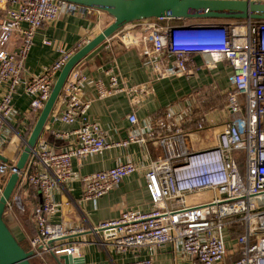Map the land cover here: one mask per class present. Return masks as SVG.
<instances>
[{
	"label": "built area",
	"instance_id": "built-area-1",
	"mask_svg": "<svg viewBox=\"0 0 264 264\" xmlns=\"http://www.w3.org/2000/svg\"><path fill=\"white\" fill-rule=\"evenodd\" d=\"M81 6L66 0H0V147L7 145L4 133L17 114L14 97L22 90L31 98V111L41 112L69 58L64 55L41 74L25 77V61L35 36L63 12H73ZM167 19L171 18H154L149 24L152 46L148 59L155 77L163 79L198 70L190 65L193 54L206 56V67L228 62L233 74L225 91L224 113L229 119L212 135L194 142L189 133L175 128L186 119L185 113H192V108L188 106L183 115L169 108L161 123L166 134L160 136V152L151 159L145 174L150 209L124 210L91 231L103 233L100 244L116 254H135L120 264H154L151 255L138 256L137 252L145 246L168 242H178L186 255L202 264H215L227 255L228 225L240 224L243 232L236 240L240 255L230 264H264V19L212 21L204 25L214 27L201 29H184L190 24L200 25L196 22L159 24ZM15 39L20 40V45L9 49L8 44ZM43 42L51 44L49 39ZM109 75V83L105 84L90 79L77 65L70 72L58 100L62 109L53 113L56 120L71 126L55 131L56 137L68 141L64 149L56 150L40 136L24 169L18 171L17 162L0 161V197L15 172L20 180L36 187L41 196L33 211L37 231L30 240L32 259L81 255L78 242L70 243L68 239L87 228L52 221L61 209L56 192L61 184L76 177L73 158L145 142V132L156 135L153 128L142 132L133 129L126 139L111 142L100 124L89 117L91 104L84 99V87L93 82L99 98L122 91L129 93L132 111L128 120L132 125L138 124L136 107L149 87L125 88L118 73L111 69ZM207 120L206 116L200 117L195 122L196 130H205ZM137 169L133 161L126 160L108 169L79 175L82 199L96 202ZM207 190L214 192L211 201L188 204V195ZM14 205L25 210L15 192L5 212Z\"/></svg>",
	"mask_w": 264,
	"mask_h": 264
},
{
	"label": "crops",
	"instance_id": "crops-1",
	"mask_svg": "<svg viewBox=\"0 0 264 264\" xmlns=\"http://www.w3.org/2000/svg\"><path fill=\"white\" fill-rule=\"evenodd\" d=\"M153 19L147 18L127 24L77 64V67L94 81L101 80L108 84L109 71L113 69L120 76L121 84L125 88L149 87L148 92L141 95L136 107L138 124L132 125L128 120V115L132 111L129 93L122 91L106 98H99L93 82L85 85L84 99L91 104L89 117L100 124L109 141L126 139L133 129L142 132L153 128L156 134L150 135L149 132H145V142H132L127 147H111L102 154L89 155L82 159L73 158L76 177L70 182L61 184L56 192L55 198L61 204V209L52 221L62 222L68 226L79 224L87 228L84 233L72 235L68 239L70 243L78 242L80 245V257H85L84 264H120L124 258L130 259L135 256V254L125 256L116 254L108 246L100 244L99 237H102L103 233L98 235L91 230L104 220L120 216L124 210L148 211L150 209L151 200L146 188L145 174L151 159L160 152L159 139L166 134V130L161 125L165 120L166 111L173 108L176 114L183 115L182 112L186 111L188 106L192 108V113H185L186 119L178 123L175 128H181L189 133L194 142L197 138L212 135L213 131L220 129L229 119V116L226 118L224 113L225 91L231 85L233 74L228 62L219 61L212 67H206L204 64L206 56L193 54L190 65L199 67L198 70L194 69L184 75L156 78L148 59V52L152 46L149 38V24ZM113 20L106 11L86 6H81L73 12H63L56 20L48 22L35 36L25 61L24 76L41 74L46 67L51 66L64 55L70 57L102 32ZM193 21L167 19L159 21V24L178 25ZM45 39H49L51 44H44ZM19 45L20 40L15 39L8 44V48L15 49ZM193 98L196 100L193 101ZM13 104L17 114L7 124L6 132L8 133H4L8 145L0 147V158L7 159V161L0 159L4 162L18 161L25 146V140L31 134L40 115V112L31 111V98L22 90L14 97ZM61 109V103L57 102L53 113ZM203 116L208 119L206 129L197 131L195 122ZM69 128H71L70 125L55 119L47 123L41 137L47 139L56 150H61L66 147L68 141L56 137L55 131ZM126 160H131L138 166L136 172L126 176L117 187L96 202L82 199L83 189L79 175L108 169ZM23 182L20 195L16 192L15 194L21 198L22 204L24 201V211H31L33 214L35 201L29 194L27 181L23 180ZM40 200L39 193V202ZM6 215L18 239L30 245L29 233L15 220L12 211H8ZM33 225L36 229L34 220ZM226 233L228 234L227 255L215 264H230L240 255L236 244L237 238L232 236L231 230H227ZM137 255H151L154 264H202L196 258L186 255L178 242L145 246L137 252ZM39 260V264H63V261L60 263V259L55 255H46L44 259Z\"/></svg>",
	"mask_w": 264,
	"mask_h": 264
},
{
	"label": "water",
	"instance_id": "water-1",
	"mask_svg": "<svg viewBox=\"0 0 264 264\" xmlns=\"http://www.w3.org/2000/svg\"><path fill=\"white\" fill-rule=\"evenodd\" d=\"M86 7L104 10L113 17V22L93 39L71 55L60 70L51 94L42 108L36 124L25 140V146L16 163L18 171L25 168L35 145L48 122H53V111L59 100L64 84L72 69L107 38L118 32L127 24L147 18H171L177 20L195 19H264V0H66ZM195 23V22H194ZM203 23V25H201ZM187 25L184 29H201L214 27L204 25ZM218 26V25H215ZM7 161L6 158H0ZM20 182L18 172L7 180L0 197V264H32V251L17 239L6 218L7 203L12 198ZM59 259L63 264H84L85 257L62 254Z\"/></svg>",
	"mask_w": 264,
	"mask_h": 264
},
{
	"label": "trees",
	"instance_id": "trees-1",
	"mask_svg": "<svg viewBox=\"0 0 264 264\" xmlns=\"http://www.w3.org/2000/svg\"><path fill=\"white\" fill-rule=\"evenodd\" d=\"M205 20H207V19H195L192 23H194V22H198V23H201L202 21H205ZM208 20H211V21H214V22H220V23H222V22H227V21H231V20H237V19H208ZM240 20V19H239ZM241 167H242V160H241ZM24 182L22 181V180H20V182L18 183V185H17V187H16V189H15V192L16 193H18L19 195H20V188H21V186H23L22 184H23ZM27 187H28V189H29V194L31 195V197L34 199V201H35V204H34V208H35V206L38 204V202H39V193H38V189L36 188V187H34L33 185H31V184H29L28 182H27ZM23 205H24V201H23ZM12 211V216L15 218V220H17L20 224H21V226H22V228L27 232V233H29V236H30V238H32L35 234H36V229H34V225H33V214H32V212H31V216H27V214H26V211H23V210H21L17 205H14L13 206V209L11 210ZM6 213V212H5ZM5 218H6V220H7V222H8V218H7V216H5ZM8 224H9V222H8ZM10 226V225H9ZM11 228V227H10ZM11 230H12V228H11ZM228 230L230 231H232V233L234 234H232V236H234L235 238H237L242 232H243V227H242V225H240V224H229L228 225ZM13 231V230H12ZM13 233H14V231H13ZM15 234V233H14ZM15 236H16V234H15ZM17 237V236H16ZM17 239H18V237H17ZM21 243L23 242L22 240H20V239H18ZM23 244V246L25 247V246H27L26 248H27V250H30V245H27L26 243L24 244V243H22ZM58 259H59V256H56ZM60 263H61V260H60ZM33 264V263H32ZM62 264V263H61Z\"/></svg>",
	"mask_w": 264,
	"mask_h": 264
},
{
	"label": "rangeland",
	"instance_id": "rangeland-1",
	"mask_svg": "<svg viewBox=\"0 0 264 264\" xmlns=\"http://www.w3.org/2000/svg\"><path fill=\"white\" fill-rule=\"evenodd\" d=\"M202 22H212L211 20H205ZM214 197V192L212 190H207V191H203L197 194H191L187 196V202L188 204H198V203H206L209 202L213 199ZM27 216H31V211H26ZM5 216L6 213H5ZM10 220V219H9ZM25 244V242H22ZM27 247V246H25ZM28 248V247H27ZM33 264H39L38 262L40 261L39 259L35 258L31 260Z\"/></svg>",
	"mask_w": 264,
	"mask_h": 264
},
{
	"label": "bare ground",
	"instance_id": "bare-ground-1",
	"mask_svg": "<svg viewBox=\"0 0 264 264\" xmlns=\"http://www.w3.org/2000/svg\"><path fill=\"white\" fill-rule=\"evenodd\" d=\"M198 23V22H197ZM131 27V26H130ZM7 145H8V143H7Z\"/></svg>",
	"mask_w": 264,
	"mask_h": 264
}]
</instances>
